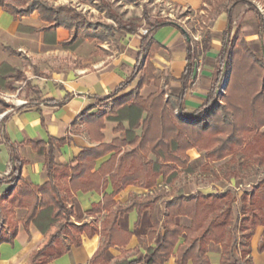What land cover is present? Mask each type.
Listing matches in <instances>:
<instances>
[{
  "label": "trees",
  "instance_id": "1",
  "mask_svg": "<svg viewBox=\"0 0 264 264\" xmlns=\"http://www.w3.org/2000/svg\"><path fill=\"white\" fill-rule=\"evenodd\" d=\"M87 1L100 10L106 9L107 16L116 26L90 22L83 12L72 5H54L47 0H20L19 3L0 0V5L14 15L37 11L40 19L47 22L43 28L44 41L50 36L55 43V28H66L71 37L60 43L66 49L77 48L85 39L103 42L117 30L127 33L137 30L138 26L133 21L120 20V16L112 12L104 0ZM238 3H246L253 12L257 32L263 39L264 19L256 5L248 0L230 1L224 8L227 25L216 57V80L205 103L192 113H185L183 98L195 75L198 54L209 48V31L202 36L200 45L183 31L186 37V65L178 79L180 87L176 94L167 93L160 87L146 97L139 92L143 85L151 81L159 86L160 77L155 76L156 68L151 62L159 45L149 34L161 25L173 23L164 18L148 22L133 72L100 100L113 97L136 77L137 88L112 100L115 102L108 111L86 116L88 135L98 144L82 149L73 159L76 162L74 165L55 161V149L63 144L64 139L31 142L44 158L47 176L43 184L33 185L18 176L21 162L14 154L13 145L9 144L15 166L8 176L12 187L7 193L6 204L0 206V233H8L9 240L15 235L18 225L14 210L23 209L21 226L27 229L32 224L46 235L43 245L31 252L27 264H46L71 245H78L81 233L91 235L95 232L101 235L102 243L91 258V264H106L103 261L104 251L114 244L126 243L130 235L117 226L116 217L132 208L138 212L149 209L153 213L156 204L164 197L168 200L164 205V225L160 228L159 242L148 246L143 259L122 257L115 264H163L171 256L175 257L176 264H187L188 261L209 264L206 254L209 242L220 245V264H252L250 238L257 226L263 227L258 250H264V178L240 194L226 189L185 195L181 188L174 186L181 173L193 171L188 154L191 149L203 154L204 162L200 165L203 172L213 173L212 164L228 157L223 172L227 181L243 180L250 171L264 166V53L258 58L245 39L236 36L238 27L233 25L231 10ZM208 4L215 9L222 2L209 1ZM262 49L264 51V46ZM227 70L228 76L225 73ZM19 75L16 73L15 77ZM225 76L227 82L219 98L216 92ZM166 79L169 80L168 77ZM2 81L1 78L0 84ZM3 110L2 105L0 112ZM104 120L116 123L114 132L122 133L109 143L103 142L101 129ZM106 154H110L108 159L95 168L96 160ZM159 179L171 189L152 192ZM108 184L112 191L105 193L103 191ZM127 185H137L151 192L130 196L125 204H117L114 196ZM78 190L103 192L101 201L92 208L103 213L98 225L93 222L80 225L69 222L74 217L69 199ZM237 201L239 208L235 213L234 204ZM176 216L186 217L188 223L177 224ZM154 223L147 230L150 240L158 230ZM51 229L54 231L50 232Z\"/></svg>",
  "mask_w": 264,
  "mask_h": 264
},
{
  "label": "crops",
  "instance_id": "2",
  "mask_svg": "<svg viewBox=\"0 0 264 264\" xmlns=\"http://www.w3.org/2000/svg\"><path fill=\"white\" fill-rule=\"evenodd\" d=\"M47 1L54 5L67 4V0ZM161 1L174 8L199 10L202 14V7L205 5L204 0ZM252 1L263 15L264 0ZM128 6V3L123 4L126 9ZM231 12L233 25L242 32L247 44H255L259 36L255 31L257 20L253 12L241 3L236 4ZM172 22L159 26L149 36L159 45L151 58L156 68L155 74L159 69L161 76L165 79L168 77L169 92L176 94L180 87L178 79L186 65V37L183 33L186 30L176 21ZM46 25L47 22L41 20L35 10L25 15H14L0 5V79L3 80L0 93L12 94L9 89L12 82L18 84L23 79L25 82L19 86L21 92L16 95L18 100L15 108L0 112V206L6 204L7 193L12 187L8 176L12 173L15 162L12 160L13 153L9 144L13 145L14 154L21 162L18 176L37 186L43 184L47 176L44 158L36 152L31 142H47L49 138L64 139L63 144L55 149V161L71 165L76 163L73 159L82 149L98 144V141L90 139L85 118L92 113L102 112L101 105L110 103V100L100 99L108 96L133 72L145 32V27L141 24L133 33L117 30L111 38L100 43L85 39L72 50L60 45L71 37L70 32L63 27L55 28V43H52L50 36L44 41L43 28ZM226 25L227 14L224 9L212 19L208 29L211 35L209 48L197 60L195 75L184 95L186 114L198 109L208 98L216 80V57L222 46ZM263 53L262 49L261 55ZM16 73L21 74L22 79L15 77ZM137 83L138 77L122 92H128ZM23 85L27 86L26 90H23ZM149 85H154V82L151 81ZM103 124V142L109 143L118 136L114 132L116 123L104 120ZM195 153L194 149L188 151L190 158L197 155ZM109 155L98 158L95 168L107 160ZM156 187L167 188V185L159 179ZM111 191L112 187L108 184L103 192ZM182 191L185 195L196 191L213 192L200 189L193 191L192 188H183ZM103 192L78 190L72 194L69 205L76 223L99 224L103 213L95 212L92 208L101 201ZM147 192L151 191L137 185H127L114 196V200L122 205L130 196H142ZM166 200L168 198L164 197L158 202L153 213L149 209L138 212L132 208L116 217L117 226L130 235L126 243L114 244L104 251L103 261L106 264H115L122 257H127L128 260L143 259L148 246L159 242ZM24 212L23 209L16 210L15 218L21 220ZM154 222L158 230L150 240L147 230ZM175 222L187 224L188 219L176 216ZM262 230V226H257L250 238L252 264H264V250H258ZM8 235L0 233V264H27L31 252L40 248L46 240V235L32 224L27 229L18 225L10 240ZM101 243L102 237L98 232L91 235L81 233L78 245H71L67 251L46 264H91V258ZM220 253L219 244L208 243L206 254L209 264H220ZM163 264H176L175 257L171 256ZM187 264L192 262L188 261Z\"/></svg>",
  "mask_w": 264,
  "mask_h": 264
},
{
  "label": "rangeland",
  "instance_id": "3",
  "mask_svg": "<svg viewBox=\"0 0 264 264\" xmlns=\"http://www.w3.org/2000/svg\"><path fill=\"white\" fill-rule=\"evenodd\" d=\"M4 1L10 2V3H15V2L19 3L20 0L19 1L18 0H4ZM209 1L211 3L222 2V4H220L217 8L213 9L211 4H208ZM230 1L232 0H204L205 5H203L202 7V10H203V14H202L200 13L199 10H188V9H179V8L171 7L161 0H104V2L109 5V9L112 12H115L120 16V20L122 21L131 20L137 26L142 24L144 27H147L148 22H154L156 20H161L164 18L174 20L183 26L186 32H188L190 37L193 39V42H197L198 45H200V41H201L202 36H204V33L208 31L214 16L217 13L223 11L225 6L228 5ZM248 1L252 2V4L255 5L254 1L252 0H248ZM66 3L72 4L73 7H75L78 11L83 12L90 22H103V23L110 24L114 27L116 26L115 22L107 16L106 9L100 10L94 4L89 3L87 0H74L73 2H70L67 0ZM124 3H128L129 6L127 7V9L123 7ZM241 4H244L248 8V5L246 3H241ZM127 14H128V17H125V15ZM263 19H264V16H263ZM255 31H257V28ZM238 35L239 37H243L242 32H239V28H238V33L236 36L238 37ZM196 36H198L199 38L194 39V37ZM194 44L196 43H193V45ZM262 46H264V22H263V39L259 36L255 44L249 45V47L252 49V51L255 53V55L258 58L262 57L261 55ZM205 52L206 51H202L201 53L198 54L197 59H196V64H197V60ZM30 71L33 72V70H30ZM228 71L229 70L225 72L226 76H228V73H229ZM155 76L162 77V80L160 78L158 81L159 86L155 85V83L154 85H149L150 83L143 85L139 91L143 97H146L149 93L153 92L152 90L154 91L155 89L157 90L158 87L166 90L167 93H170L169 86H168V80H166L163 75L161 76V71L159 69H158V72H156ZM226 76L225 78H227ZM19 77L20 79H22L21 74L19 75ZM226 82H227V79H226ZM226 82L224 84L223 91L217 93V96L219 98H220V95L224 93ZM12 83L13 85L9 87L12 94L9 93L6 95V94L0 93V106L3 105L4 110H11L15 108L16 106L15 102H17L16 100H18L16 98L17 97L16 95H18L17 93L20 94L21 92V90H19V86H22V84H24L25 82L23 79V80H20L18 84H15L14 82ZM26 87L27 86L23 85V90H26ZM136 88H137V85L130 90H135ZM126 93L119 91L113 97L109 98L108 100H110V103H103L101 105L102 112H106L109 110L113 102H115L112 100L119 99L122 96H124ZM175 113L178 116H180V112L177 109H175ZM181 118H183L184 120L186 119L189 120V118L187 117H181ZM191 120H194V119H191ZM118 135H122V133L119 132ZM196 153L197 155L192 156V158H190V161H189L190 166L192 167L193 171L188 174L186 173L180 174L179 178L174 183V186H176L177 188H181L182 190L183 188H186V189L192 188L193 191H196L198 189L203 190V191H224L226 189H231L237 194H240L241 191L249 190L250 185L264 178V166H261V167H258L256 170L250 171V174L247 177H245L243 180L232 179L230 181H227L223 177V172L225 171V168L227 166L226 161L228 160V157H226L223 160L214 162L212 164L213 173H210V172H203L200 169V165L204 162V157L202 153H199L197 151ZM170 189H171L170 186L167 185V188L155 187L152 192L155 193V191L156 192L169 191ZM238 208H239V203L237 201L234 204L235 213L238 212ZM16 210L18 209H15L14 212H16ZM15 221L17 225L19 226L21 225L20 220L15 218ZM69 222L76 224V225L81 224V223L80 224L76 223V221H74L73 218H71ZM85 223H89V222H85ZM53 231L54 229H51L50 232H53Z\"/></svg>",
  "mask_w": 264,
  "mask_h": 264
},
{
  "label": "built area",
  "instance_id": "4",
  "mask_svg": "<svg viewBox=\"0 0 264 264\" xmlns=\"http://www.w3.org/2000/svg\"><path fill=\"white\" fill-rule=\"evenodd\" d=\"M263 16H264V13H263ZM194 39H197V38L194 37ZM225 82H226V78L223 79V82H222V84L219 86V88H218L219 90H217V93L223 91V87H224ZM21 103H22V102H21ZM0 115H1V114H0Z\"/></svg>",
  "mask_w": 264,
  "mask_h": 264
}]
</instances>
